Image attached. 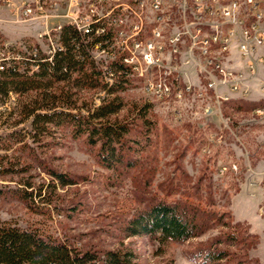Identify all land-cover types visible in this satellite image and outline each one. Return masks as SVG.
Segmentation results:
<instances>
[{"label":"rangeland","instance_id":"rangeland-1","mask_svg":"<svg viewBox=\"0 0 264 264\" xmlns=\"http://www.w3.org/2000/svg\"><path fill=\"white\" fill-rule=\"evenodd\" d=\"M30 3L0 0V29L4 32L0 38L4 42L43 47L40 36L76 13L74 2L60 0L53 7L47 4L35 17L25 18L22 5ZM115 3H104L102 10ZM178 25L177 18L172 17L168 34ZM229 55L230 64L234 61L246 73L243 85L247 91L244 97L230 100L264 103V66L257 65L249 74L243 59L233 52ZM180 70L185 83L195 77L189 66H180ZM42 81L47 100L57 99L62 88L71 86L70 82L49 78ZM42 92L0 95V136L31 131L27 111L34 101L41 100ZM73 92L71 100L82 113L99 105L104 97L97 90ZM120 97L124 104L117 115L120 120L128 116L133 105H151L153 142L139 165L124 172L106 170L97 162L95 150L82 139L62 132L36 142L27 136L25 147L0 150V166L11 168L0 173V220L22 229L39 225L49 235L79 248L130 250L136 258L133 264H204L193 255L217 238L233 236V243L218 245L230 255L223 264H264V110L225 109L228 116L224 117L223 103L218 106L213 98L158 100L143 93L137 82ZM23 164H28V170L19 172ZM41 166L72 177L76 184L64 188L57 184L46 193L50 204L35 198V212L11 192L22 187L20 180L31 176L35 187L48 183L50 177ZM159 200L197 206L203 223L197 236L166 243L146 236L124 237L120 231L123 223L137 209Z\"/></svg>","mask_w":264,"mask_h":264},{"label":"trees","instance_id":"trees-1","mask_svg":"<svg viewBox=\"0 0 264 264\" xmlns=\"http://www.w3.org/2000/svg\"><path fill=\"white\" fill-rule=\"evenodd\" d=\"M61 37L66 50L55 57L53 64H42L38 72L32 75L0 71V95L43 91L41 100L34 101V106L27 111V115L31 117V131L27 134L11 132L0 136V150L9 151L15 145L25 147L27 136L36 142L40 138L62 132L72 139H82L89 149L95 150L97 162L106 170L124 172L137 167L142 154L153 142L155 124L150 117L151 105H133L126 118L118 119L117 115L124 108L120 93L133 83L123 75L125 66L120 58L110 64L113 81L109 84L103 80L83 47L76 46L78 33L75 29L64 27ZM98 40L97 38L95 41ZM45 78L56 82H70L71 86L67 90L62 88L57 99L53 97L47 100L42 81ZM81 89L103 92L104 97L99 105L87 108L82 113L71 100L75 95L73 90ZM222 106L224 117L228 116L225 109L235 112L245 107L253 112L264 110L263 102L229 100ZM27 167L28 164H23L19 172H26ZM42 169L50 177L48 183L35 187L31 176L27 180H20L18 185L22 187L11 192L35 212L38 210L35 198L40 203L50 204L46 193L54 190L57 184L61 188L76 184L75 179L66 174L45 167ZM10 170L11 168L3 169L0 166V173H8ZM199 214L198 207L194 205L179 201H154L137 209L123 223L120 231L126 238L146 236L161 243L184 242L196 237L200 231L203 223ZM234 239L233 236L217 238L193 257L201 259L204 264H223L230 255L218 245L233 243ZM135 259L130 250L108 249L100 252L91 248H79L49 235L39 225L22 229L11 222L0 220V264H133Z\"/></svg>","mask_w":264,"mask_h":264},{"label":"built area","instance_id":"built-area-1","mask_svg":"<svg viewBox=\"0 0 264 264\" xmlns=\"http://www.w3.org/2000/svg\"><path fill=\"white\" fill-rule=\"evenodd\" d=\"M59 1L31 0L22 13L35 17ZM69 1L75 16L40 36L43 47L0 38V71L32 75L42 64H53L66 50L64 27L76 30V46L83 47L105 82L113 81L110 64L120 58L123 75L158 100L193 96L213 98L219 106L247 95L246 73L230 64L231 52L246 62L249 74L264 66V0H115L108 10L102 8L110 0ZM172 17L179 25L168 34ZM180 66L195 71L192 81H182Z\"/></svg>","mask_w":264,"mask_h":264},{"label":"crops","instance_id":"crops-1","mask_svg":"<svg viewBox=\"0 0 264 264\" xmlns=\"http://www.w3.org/2000/svg\"><path fill=\"white\" fill-rule=\"evenodd\" d=\"M0 33H4L3 31H1V29H0Z\"/></svg>","mask_w":264,"mask_h":264}]
</instances>
